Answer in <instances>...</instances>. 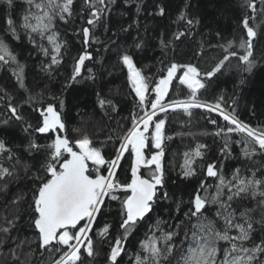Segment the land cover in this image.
<instances>
[{"label": "snow or ice", "instance_id": "6c2138e0", "mask_svg": "<svg viewBox=\"0 0 264 264\" xmlns=\"http://www.w3.org/2000/svg\"><path fill=\"white\" fill-rule=\"evenodd\" d=\"M28 5L21 20L17 22L9 16L5 32L13 40H21L23 32L33 49L47 58L45 70L51 73L63 63L67 44L61 37L58 22L65 24L73 19L76 0H24ZM114 0H83L87 12L85 24L79 29L84 50L74 58L71 82H76L82 74L86 60H92L87 51L94 41L92 28L100 23L101 17L109 12ZM261 19L257 21L255 0H243V7L250 10L241 20L244 35L238 43L229 40L224 44L212 45L222 49L220 58H213L209 70H202L198 64L163 60L165 67L157 77L145 75L136 66L133 55L127 51L120 54V62L127 69V81L134 93V107L138 111L131 114V123L116 137L113 154L106 155V142H97L81 129H73L68 135L64 118V101L52 95L44 100L43 93L37 100L31 94L25 103L38 113L39 120L33 125L21 111L20 106L8 97V118L0 125L8 126L11 121L21 125V130L29 137L26 151L40 153L44 158L32 174V198L29 204V227L33 229L41 255H47V264H94L100 255L97 244L106 246V264H122L128 255V240L136 232L138 225L154 211L162 200L170 199L167 191V169L164 163L167 141L172 137L166 133V124L171 112L182 110L191 117V110L203 108L208 113H216L225 123L217 125L216 119L209 123L217 125L216 131L208 133L220 137V160L205 161L208 145L197 142L194 147L182 153L180 174L184 179L202 175L198 185L190 194L187 210L182 209L183 201L176 205L175 212L182 219L175 225L164 227L165 221L157 219L150 225L139 249L132 257L131 264H264V124L252 126L238 118L235 108L229 111L226 101L220 96L214 103L198 99L201 90L210 87L217 73L232 66V58L241 73L251 75L257 67L254 40L258 29L264 25V0H260ZM11 8L13 0H6ZM139 11V7L137 8ZM160 7L158 15H164ZM178 20L188 26L198 23L188 19L181 12ZM251 22V23H250ZM188 35L178 31L173 40L160 38L165 55L174 40ZM219 36V33H217ZM142 47V42L135 44ZM174 51V48L172 49ZM203 56L200 51L194 54ZM0 66L11 68L19 88L27 90L24 83V66L6 42L0 38ZM91 69L88 72L91 73ZM174 81L188 90L186 99H170L169 92ZM246 83L240 79V85ZM99 96V94H98ZM4 97H0L3 99ZM101 108L106 105L115 108L111 100L99 99ZM235 104V100L232 101ZM42 134L48 143L41 145L33 134ZM234 137H236L234 139ZM113 137L109 136L111 141ZM233 145L239 146L240 157L252 161L259 156L262 163L256 167H234L225 172L223 161L239 159L233 153ZM0 157L20 163L5 139L0 138ZM127 158L128 168L125 179H121L122 162ZM201 163H197V162ZM25 165V171L29 170ZM11 168L0 163V181H6L14 174ZM211 178L213 183H209ZM6 183L0 190L6 189ZM118 202L117 220L106 222L97 228L98 217L111 202ZM20 198L13 200L19 204ZM19 215L11 219L5 217L0 233L5 236L16 227ZM258 226V227H257ZM3 241H0L2 246ZM10 256L19 264H24L15 251ZM44 264V262H42Z\"/></svg>", "mask_w": 264, "mask_h": 264}, {"label": "trees", "instance_id": "16d2710c", "mask_svg": "<svg viewBox=\"0 0 264 264\" xmlns=\"http://www.w3.org/2000/svg\"><path fill=\"white\" fill-rule=\"evenodd\" d=\"M255 1L257 21H259L261 19L259 10L262 5L260 0ZM242 5L243 0H114L110 4L111 10L101 17L98 25L92 28L94 41L98 42H92L87 51L92 53L93 59L85 61L81 76L76 82H71L69 79L71 73L64 67L61 69L57 67L51 73L45 70L47 58L33 49L23 32L20 33L19 41L13 40L5 32V21L9 16L17 22L21 20L28 8L24 0H13L11 8L6 0H0V38L6 39L17 55L18 61L24 66V83L28 90L19 88L11 68L0 66V97H4L0 99V121L7 119L9 115L7 113L8 97H5V92L12 98V103L20 106L21 111L33 125L38 122L39 116L32 110L30 104L25 103L27 96L31 94L38 100L43 93L44 100H48L55 95L64 101L63 113L68 135L70 137L74 135L73 129L86 131L94 141L106 142L105 154L111 155L113 145L117 143L116 137L130 126L131 114L135 111L132 106L134 93H131L128 87L125 75L127 72L119 58L122 51L130 50L133 53L134 62L146 66L149 72L145 73L144 70L142 72L147 76L159 74L160 69L169 61L191 62L198 64L202 70H209L215 62L213 58L222 56L221 48L211 46L224 44L229 40L239 41L244 35L241 20L245 13L250 14V10ZM138 7L139 11H137ZM160 7L165 10L163 16L157 14ZM82 9H86L83 0H76L73 19L67 24L57 23L60 33L66 35L67 48L63 58L64 61L66 60V65L67 61L73 65L74 58L84 50L82 36L78 34L79 29L87 26L85 24L87 12ZM181 12H185L188 19L198 23L188 26L185 21L178 20ZM260 28V33L254 40L255 52L259 55L260 44L262 45L261 53L264 54V25ZM178 31L187 32L188 35L181 37L180 40H174L165 55L160 46L161 34L165 40H173V34ZM140 42L142 47L136 48L135 44ZM200 51L204 52L203 56L194 55ZM258 58L257 67L251 75L239 72L235 66L238 61L232 58V66L217 73L210 82V87L201 90L198 99L214 103L223 96L226 101L225 107L229 111L234 107L240 120L253 126L256 121L264 122V61L261 63L260 57ZM161 60L165 64H161ZM89 68L92 70L91 73L88 72ZM242 77L246 79L244 85H240ZM175 83L174 94L187 97L186 87L179 85L178 82ZM101 98L111 100L115 108L108 105L101 108L98 102ZM233 100L235 104L232 103ZM191 112V117L183 115L178 118L179 121L174 120V122L170 121L172 118L169 119V114L166 133L172 138L176 135H191L187 142L183 140L181 144L186 145L187 148L194 147L197 142L207 144L215 158H209L211 157L209 152L210 155L205 157V161L219 162L221 138L216 139L213 135L207 138L204 135L215 132L217 125L224 126L226 122L216 113H211L217 120V125H212L209 123L211 117L207 115L208 112L205 109L201 111L192 109ZM109 136L113 137L111 141L108 140ZM0 138L5 139L8 147L20 160V163H16L15 160L8 161L0 157V163L4 166L11 168L15 165L14 174L6 181H0V186L5 183L7 185L6 189L0 190V226H4L5 217L8 219L14 215L20 217L16 227L7 236L0 233V241H3L0 246V264H19L11 258L10 251H15L24 264H42V262L47 264L48 254L45 252L41 255L35 233L29 227V204L34 183L32 174L43 161V150L32 154L26 151L29 137L21 130V125L15 121H11L8 126L0 125ZM33 138L41 145L49 142L42 134L34 133ZM174 142L171 150L170 140L167 142L164 160L166 167L171 163L175 162L176 165L178 163L179 150L177 145L175 146L178 141ZM236 155L239 159L233 162L235 167H256L262 163L259 156L249 161L240 157V153ZM25 165L30 166L27 172ZM127 168L128 165L122 164L121 179L122 172ZM230 170V166L229 168L225 166L226 174ZM202 178L203 176L200 175L198 179H184L177 174L175 179H167L166 187L170 199L157 203L154 211L138 225L136 232L128 240V255L123 257L122 264H131L132 257L139 249L138 241L143 239L150 225L157 219L165 221L164 227L167 228L183 218L182 213L179 216L176 214V205L183 201L182 209L187 210L190 194ZM208 182L213 183L211 178ZM18 197L19 204H13L12 201ZM117 212L118 202L113 201L110 207L98 217L96 227L100 228L106 222L114 223L118 218ZM97 250L100 255L94 264H106L107 247L97 244Z\"/></svg>", "mask_w": 264, "mask_h": 264}, {"label": "bare ground", "instance_id": "6f19581e", "mask_svg": "<svg viewBox=\"0 0 264 264\" xmlns=\"http://www.w3.org/2000/svg\"><path fill=\"white\" fill-rule=\"evenodd\" d=\"M256 2V1H255ZM257 4V3H256ZM251 23V22H250ZM260 29L261 28H259L258 29V33H260ZM244 33V32H243ZM61 34V33H60ZM61 37H62V39L65 41L66 40V35H64V34H61ZM237 43H238V40L236 41ZM262 45L260 44L259 45V53H260V55L257 53V52H255V58H257V62H258V57H260V62L261 63H263V61H264V54L263 53H261V51H262ZM128 53H130V54H132L133 55V53L130 51V50H126ZM123 52H125V51H122V53ZM258 56V57H257ZM134 59V58H133ZM135 60V59H134ZM66 60L64 61V59H63V63L60 65V66H58V69H61L62 67H64V68H66L68 71H69V73H71L72 74V69H73V65H72V63H70L69 61H67V65H66ZM135 63H136V66L139 68V69H141L142 71L144 70L145 71V73L147 72H149L148 70H146L147 68H146V66H142V64H138L136 61H135ZM165 67V66H164ZM163 67V68H164ZM65 69V70H66ZM125 69H126V67H125ZM61 72V71H60ZM126 72H127V69H126ZM159 73V72H158ZM243 74V73H242ZM125 75H126V82H127V84H128V81H127V74L125 73ZM160 75V73L159 74H154L153 76L154 77H157L158 78V76ZM176 81H174V86H173V88L172 89H170V92H169V97L168 98H170V99H186L187 97H184V96H180V95H175L174 94V92H173V90L174 89H176V86H175V83ZM128 87H129V84H128ZM200 101H202V102H207V101H204V100H200ZM207 103H210V102H207ZM133 106V108H135L134 107V105H132ZM194 109H197V110H199V111H201L203 108H201V109H198V108H194ZM204 110V109H203ZM135 111H138V109L137 108H135ZM201 114V113H200ZM183 115H186L185 113H183V111L182 110H177V111H175V112H171L170 113V118L169 119H171L170 121H173L174 122V120H176V121H179L178 120V118H180L181 116H183ZM207 115H209L211 118H213V116L211 115V113H208ZM208 117V116H207ZM214 119V118H213ZM250 124V123H249ZM255 126L257 125V124H264V122L263 121H256L255 123ZM252 125V124H251ZM253 126V125H252ZM124 132V131H123ZM122 132V133H123ZM205 137H209L210 135H207V134H205L204 135ZM190 137H192L191 135H176V136H174L171 140H170V150H171V148H172V144H174L175 142V140H177L178 142L175 144V146L177 147V150H179V154H178V163H177V165L175 164V162L174 163H171V164H169L166 168H167V172H168V175H167V177L169 178V179H175V177H177V174L180 176V178H183L182 176H181V174H180V164L182 163V159H183V157H182V153L183 152H185L186 150H188L189 148H187V146L186 145H184V144H181V142L183 141V140H185L186 142L190 139ZM236 137H234V139H235ZM216 139H219L218 137H216ZM112 142H115V141H112ZM168 142V141H167ZM185 142V143H186ZM201 143V142H200ZM210 149V147L208 146V150ZM169 150V151H170ZM207 150V153H206V156H209L210 155V153H211V157H209V158H215V155H213L212 154V151H211V149H210V151H208ZM210 152V153H209ZM233 153H234V155L235 156H237L236 154H238V153H240V148H239V146H236V145H233ZM217 158H218V156H217ZM168 159V158H167ZM230 160V161H229ZM236 159H228V161H223V163H224V166H226V167H228L229 168V166L231 167V169L233 168V162L235 161ZM232 161V162H231ZM198 164H199V162H197ZM122 164H124V165H128V160H127V158H125V160L122 162ZM173 167H175V168H173ZM235 167V166H234ZM230 173V172H229ZM125 175H126V173H125V171H123L122 172V180L123 179H125ZM196 179H198V176L197 177H195ZM168 191V190H167Z\"/></svg>", "mask_w": 264, "mask_h": 264}]
</instances>
